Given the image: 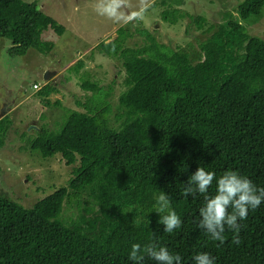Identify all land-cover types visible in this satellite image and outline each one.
I'll list each match as a JSON object with an SVG mask.
<instances>
[{"label":"trees","instance_id":"trees-1","mask_svg":"<svg viewBox=\"0 0 264 264\" xmlns=\"http://www.w3.org/2000/svg\"><path fill=\"white\" fill-rule=\"evenodd\" d=\"M184 3L161 0L163 20L178 23ZM235 10L201 42L204 57L196 63L148 29L139 30L151 41L141 46L126 45L132 33L124 26L99 43L125 68L123 120L114 127L109 103L98 98L93 106L79 103L85 111L69 110L56 129L42 125L29 140L45 158L61 154L73 176L31 207L0 192V264H136L129 259L134 243L165 246L180 254L181 264H194L198 252L209 253L214 264H264V202L239 221V244L227 226L220 243L198 227L203 196L182 195L198 166L217 177L234 170L264 187V38L246 27L264 15V0H243ZM190 17L199 29L208 24L204 15ZM48 29L66 31L36 1L0 0V37L11 41V55L30 48L51 53L54 42L42 39ZM82 87L101 92L89 79ZM55 91L52 82L38 91L44 105H52ZM11 125L10 114L0 119V147ZM161 191L182 221L171 233L152 211ZM215 191L214 180L208 194ZM73 201L79 214L65 221V204ZM140 264L157 262L145 255Z\"/></svg>","mask_w":264,"mask_h":264},{"label":"rangeland","instance_id":"rangeland-1","mask_svg":"<svg viewBox=\"0 0 264 264\" xmlns=\"http://www.w3.org/2000/svg\"><path fill=\"white\" fill-rule=\"evenodd\" d=\"M25 1H36L40 9L66 27L63 35L53 29L43 32L42 39L55 44L48 54L30 48L26 55L13 56L9 51L11 41L0 37V119L7 114L12 118L5 144L0 147V192L31 207L66 186L73 176V166L66 164L61 154L45 158L30 148L29 140L42 125L56 129L69 110H86L79 103L93 106L94 100L99 99L109 103V118L114 127L123 120L118 115L123 110L120 96L128 87L125 68L120 57L101 52L99 43L115 39L118 29L124 26L125 31L132 33L126 45L141 46L151 41L139 30L148 29L158 42L187 52L196 63L204 57L201 42L220 23L235 16V8L243 0H185L180 8L186 15L176 24L163 20L161 13L165 7L161 0H147L149 7L142 18L129 23H117L99 15L94 7L97 0ZM129 3V11H140L139 0ZM199 14L207 19L203 29L190 17ZM208 25H213V30L206 31ZM246 27L251 34L264 38V15ZM78 62H82L79 69H70ZM47 72L51 76L46 80ZM87 79L97 82L101 92L82 87ZM49 82L56 86V91L49 97L52 105L46 106L34 84L42 88ZM77 214L75 201L73 207L65 204L63 220L69 221Z\"/></svg>","mask_w":264,"mask_h":264},{"label":"clouds","instance_id":"clouds-1","mask_svg":"<svg viewBox=\"0 0 264 264\" xmlns=\"http://www.w3.org/2000/svg\"><path fill=\"white\" fill-rule=\"evenodd\" d=\"M139 4L140 11L137 12L129 11L131 8L129 0H97L94 7L99 15L106 16L114 22L129 23L141 19L142 13L149 7L147 0H139ZM114 48L113 45V50ZM214 180L216 181L215 194H208ZM197 193L204 199L203 206L199 209L201 219L198 221V227L211 240L220 243L224 242L227 226V229L234 233V242L239 244L241 229L239 221L247 218L249 209H255L264 202V187L258 188L251 179L234 170L224 171L217 177L215 172L198 166L182 189V195L185 197ZM152 211L159 214L157 223L164 226L165 232L171 233L181 227V218L171 207V200L166 192L161 191L156 195ZM145 255L155 260L157 264H181L182 260L180 254L171 253L165 246L154 243H148L143 248L139 243L131 245L129 259L140 264ZM193 261L194 264H214L213 258L207 252L196 253Z\"/></svg>","mask_w":264,"mask_h":264},{"label":"water","instance_id":"water-1","mask_svg":"<svg viewBox=\"0 0 264 264\" xmlns=\"http://www.w3.org/2000/svg\"><path fill=\"white\" fill-rule=\"evenodd\" d=\"M49 73H50V72H47V74H46V76H45L46 80H47V78H50V76H51V75H49Z\"/></svg>","mask_w":264,"mask_h":264},{"label":"built area","instance_id":"built-area-1","mask_svg":"<svg viewBox=\"0 0 264 264\" xmlns=\"http://www.w3.org/2000/svg\"><path fill=\"white\" fill-rule=\"evenodd\" d=\"M34 87H35L36 89H39V88H40V86H39L38 84H35Z\"/></svg>","mask_w":264,"mask_h":264}]
</instances>
